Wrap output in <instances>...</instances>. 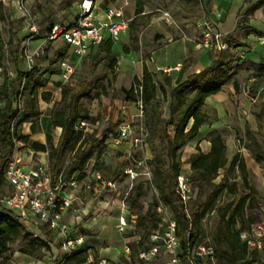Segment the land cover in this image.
Listing matches in <instances>:
<instances>
[{
	"label": "rangeland",
	"instance_id": "rangeland-1",
	"mask_svg": "<svg viewBox=\"0 0 264 264\" xmlns=\"http://www.w3.org/2000/svg\"><path fill=\"white\" fill-rule=\"evenodd\" d=\"M79 1L19 0L20 4L29 11L38 28L39 34L36 38L46 37L54 25L67 26L72 23L77 16ZM211 1L214 6L220 5L225 13L228 11L231 13L244 0H98L100 8L105 9L107 5L112 4V7L122 13L124 19L132 20L131 27L125 35L129 37V49L137 54L140 63L147 65V62L152 63V59L158 62L157 52L164 50L166 64H172V61L177 59L182 66H187L190 61V58L185 56L188 45L198 39V24L203 15H206ZM2 4L4 5L3 2ZM138 7L143 8V13L140 15L136 14ZM5 8L7 18L0 21V32L6 44L4 63L8 69L14 70L10 63L17 61L24 38L23 34L27 32L29 34V30L17 9L13 11L11 5L5 6ZM165 15L168 16L169 22L166 21ZM8 29L12 34L16 33L12 43H8ZM160 29L165 30L168 35L167 39L165 38L163 41L161 40L163 37L156 33ZM18 35L21 39L17 37ZM58 41L63 42L62 39ZM48 44V49L43 54L36 55V58L43 59L48 54L52 69L50 75L59 76L61 71L54 64L61 57L57 55V47L51 43ZM244 59V53L241 52H227L221 55L218 63L226 67V71L231 75V81L238 82L239 92L225 93L220 97L221 100L217 101V106L206 104L203 110L210 117L209 122L203 125L199 135L189 141L180 151L182 162L180 175L189 177L191 162L198 154L196 145L202 152H209L210 143L206 141L205 137L211 130H217L227 146L228 164L219 171L213 185L197 187L191 184V200L187 208V211L191 213L199 202L206 199L214 189V185L222 183L221 192L212 209L203 219L202 228L192 247L195 252L199 248H213L217 264H228L225 256L227 245L224 240V233L228 226L233 233H236L241 226H246L247 230L245 231H248L252 226L264 222V99L262 98L264 66L248 67L249 61ZM101 61L100 67L93 63L91 67H88L87 59L82 58L80 67L75 69L71 79L64 83V87L69 88L74 94V97L71 95L72 97L69 99L72 107L76 103L79 119L89 123L90 131L98 136L96 137L98 142L104 140L97 147V150L103 151L102 155L89 161L86 169L99 172L106 182L116 183V190L101 186L99 191L102 196H111L112 199L118 201L126 197L127 193L128 196L131 194L138 198L145 210L151 209L153 215L149 217V223H145L143 218H139L135 225V232L121 235L116 227L119 217L118 206L113 203L111 206L114 210L113 217L106 222L105 226L79 227L87 241L82 248L83 251L78 252L72 263L92 264V262L97 263L103 258H111L117 264H125L128 262L123 252V242L126 239L131 249L132 264H168L169 257L164 253L148 263L140 262L137 258L138 252L149 245L151 232L160 230L162 224L165 223L164 219H172L170 211L160 198L153 167L150 164L155 152L162 150L160 140L156 138L150 142L148 136L145 135L142 137V144L138 145L133 144L131 139L116 142L120 139L121 128L124 124H130L128 132L130 131L133 138L140 137L139 129L141 124H145V114L144 120L141 122L137 118L136 94L123 92V90L131 89L136 76L127 73L113 76L114 71L109 66L110 61L107 59L104 62ZM140 63L137 65L138 68L141 66ZM165 76L164 72H158L155 80L158 84L157 95L161 103L162 116L167 120L171 103V88L165 85ZM78 97V102H75ZM62 109L61 102L56 112ZM250 150L253 151L254 156ZM255 157L259 159L260 163H257ZM242 160L253 164L251 168L247 166L248 182L256 193H252V207L246 210L243 222L237 219L236 223H227V220H223L221 217L225 206L233 200H238L243 193L250 192L244 186L243 175L238 168L239 162ZM129 170L131 173L126 174L125 172ZM149 171L152 174L151 182L147 181L148 177L145 175ZM139 185H143L142 193L135 189ZM84 193L95 195L93 190L85 189ZM95 203L98 202L95 201L88 208H93ZM160 205L166 207V214L162 215L157 211ZM155 209L156 211H154ZM160 218L162 219L161 223ZM252 218L257 220L252 222ZM241 242H243L242 239ZM13 249L18 250V243L14 244ZM50 253L49 250H45L37 254L49 257ZM259 253L261 261L256 264H264V246ZM89 256H91L92 262H88ZM180 256H182L181 253ZM181 262L186 264L183 259Z\"/></svg>",
	"mask_w": 264,
	"mask_h": 264
},
{
	"label": "trees",
	"instance_id": "trees-1",
	"mask_svg": "<svg viewBox=\"0 0 264 264\" xmlns=\"http://www.w3.org/2000/svg\"><path fill=\"white\" fill-rule=\"evenodd\" d=\"M255 1L246 10L245 13L247 15L252 14L260 8L264 2V0ZM141 13H143V8L138 7L136 14L140 15ZM6 18V8L0 2V21ZM8 33V43H12L16 37V33L12 34L10 29H8ZM28 36L29 34L24 40ZM229 42L231 43L230 39ZM107 45V52L110 53L113 42H108ZM5 46L6 44L0 32V69L4 64ZM24 78L26 80L24 96L26 93L35 95L39 88L45 86L43 78L34 69L26 74L17 73L15 79L5 76L3 82L0 84V102L3 103V106L0 107V190L5 183L4 173L7 157L14 148L10 124L19 114L18 110L14 108V102L19 91V83ZM230 80L231 75L226 71V67L218 62L213 63L212 66L200 73L188 77L184 82H175L176 86L173 85L170 77L165 76V85L171 88V103L169 118L167 120L162 116L161 103L157 95V81L146 65H143L142 78H135L129 91L123 90L125 94H133L136 87L141 88L140 97L144 106L146 136H148L150 142H153L156 138L160 140L162 150L161 152H155L150 164L153 167L160 198L170 211L171 218L177 226L182 254H185L188 248L193 247L197 235L202 228L203 219L212 209L221 192L222 183L214 185V189L208 194L206 199L203 202H199L191 213L187 212L182 200L175 193L176 181L181 173L182 165L180 151L189 141L194 140L199 135L200 128L209 121V116L203 111L205 100L221 92L223 86ZM233 85L235 90L238 91V84L233 82ZM56 86L61 87V84L58 83ZM62 94L63 109L56 112L50 121L51 126L62 128L59 145L54 147L52 137L47 134L45 145L33 142L31 146L35 150L48 152L49 161L55 171H61V164L64 159L69 154H73L71 162L64 168L63 177L68 179L77 174L78 179L83 180L88 162L94 157L99 158L102 155L103 151L97 150V147L104 140L98 142L95 133L83 136L82 132H78L75 129L78 122L83 120L79 119L76 103L72 107L67 102V99L72 96L74 97V94H72L69 88L65 87L62 89ZM78 100L79 97L75 102H78ZM25 121H27V118L20 120L18 125L20 126ZM32 129L34 130L33 126ZM18 139L21 142H29V138L22 135L20 130ZM205 139L210 143V151L204 153L196 145L198 154L191 162L189 179L191 184L197 187L213 185L212 183L217 178L219 171L224 169L228 164L227 146L222 135L215 130L208 133ZM250 152L254 156L253 151L250 150ZM255 159L260 163L258 158L255 157ZM238 168L243 175V184L250 192L243 193L238 200H233L225 206L221 217L223 220L226 219L227 223H236L237 219L243 222L246 210L252 207V193H256L249 185L246 175L247 169L243 160L239 162ZM135 189L139 190V193H142L143 185H139ZM126 202L131 215L136 216L137 220L143 218L145 223H149L148 219L153 215L151 214V209L145 210L138 198L133 197L131 194L127 197ZM256 220V218H252V222ZM159 221L161 223L162 219L160 218ZM164 226L165 223L162 224L161 229L158 231H162ZM245 230H247L246 226H241L238 232L233 233L228 226V229L225 231L224 240L227 245L225 256L228 264L260 263L259 251L250 250L246 243L241 242L240 234ZM49 238L47 237V239ZM17 243V251L37 259H43L44 257V255L37 253L49 250L45 240H31L29 234L17 218L12 213L1 210L0 264H11L13 245Z\"/></svg>",
	"mask_w": 264,
	"mask_h": 264
},
{
	"label": "built area",
	"instance_id": "built-area-1",
	"mask_svg": "<svg viewBox=\"0 0 264 264\" xmlns=\"http://www.w3.org/2000/svg\"><path fill=\"white\" fill-rule=\"evenodd\" d=\"M6 0H0L5 2ZM98 0H80L78 3V12L75 20L67 26L54 25L45 37V43H54L62 39L65 44L69 45L74 54L79 58L85 57L91 48L102 45L105 37L117 42L122 34L130 27L131 20L124 19L120 11L109 12L103 20L97 18ZM18 11L21 13L29 30V36L24 40L21 48L22 56L27 64L28 72L33 69L34 57L37 52L31 50L32 41L38 36L39 31L32 20L29 11L18 4ZM220 14H216V19L204 15L200 23L199 44L202 48L219 53L229 49L227 35L219 29ZM165 19L169 22L168 16ZM264 41V39H261ZM178 65L176 69H179ZM61 71V81L67 83L75 72V67L67 61L59 63ZM169 70L164 71L168 73ZM8 76L11 79L17 77L13 69H8L3 64L0 69V78ZM26 80L22 79L19 83V91L15 98L14 108L19 114L10 124L12 141L14 144L13 151L7 157L5 168V183L0 190V211L12 213L19 223L24 227L29 237L33 241L45 240L52 252V259L55 264H73L78 249L85 243L84 235L78 227L69 226L64 217L70 210L75 212L85 211L95 201L105 202L108 207L116 203L119 209L117 230L121 235H127L129 232H135L137 217L129 213L126 197L121 200H114L111 196H99L90 200L79 196L81 190H93L96 193L99 188H109L116 190V183L106 182L99 172L85 170V178L78 179L77 174L65 179L63 171H55L49 162L36 164L29 167L25 164L21 148L23 143L18 139L19 128L18 119L23 112L24 92ZM135 106L138 111L137 118L144 120V106L141 100V88L136 87ZM3 103L0 102V107ZM42 118L39 120L41 121ZM82 132L83 136L92 133L91 126L86 121H80L76 128ZM130 124H124L121 128L120 139L116 141H125L131 139L135 145L142 144V137L146 135L144 124L140 126V137L133 138L128 132ZM1 155V153H0ZM126 174L131 171L125 172ZM147 181H152L151 172L145 173ZM191 182L189 177L179 175L177 177L175 193L182 200L184 207L188 208L191 200ZM166 207L158 206L157 211L160 214H166ZM188 212V211H187ZM165 226L162 231H153L149 236V245L141 249L137 258L140 262L148 263L155 260L162 253L169 257L168 264H182L183 259L186 264H217V257L213 248H199L195 252L193 248H188L185 254L180 249L181 240L177 234V226L172 219H164ZM241 239L247 244L250 250L261 251L264 246V222L252 226L248 231L241 233ZM47 237H50L47 239ZM123 252L128 260L125 264L131 263V249L128 241L124 240ZM180 253L182 256H180ZM92 264H111L107 259H100L97 263Z\"/></svg>",
	"mask_w": 264,
	"mask_h": 264
},
{
	"label": "crops",
	"instance_id": "crops-1",
	"mask_svg": "<svg viewBox=\"0 0 264 264\" xmlns=\"http://www.w3.org/2000/svg\"><path fill=\"white\" fill-rule=\"evenodd\" d=\"M255 2H256L255 0H251V1L244 0L242 4L237 5L231 13H229V11L225 13V10H223L220 7V5L214 6L213 1H211V3L209 4V9H207L206 16L215 20L216 14L217 13L220 14L221 18L219 20V29L227 35L228 42L229 39L231 41V43L229 42V49L227 51H223L215 54L213 52H210L202 48L199 44L198 39L197 40L195 39L193 40L194 42L188 45V50L186 48L187 52L185 56L190 58V61L188 62L187 66H182L179 60L177 59L173 60L172 64H166L164 62V55H165L164 50H161L157 52L158 62H155V60L152 59V63L147 62L146 65L147 68L154 76H156L158 72H164L166 70H169L168 73L165 74L166 76L172 79L173 85L176 86L175 82L177 81L184 82L188 77L200 73L206 68L212 66L213 63L215 62L217 63L221 55L227 52L244 53L245 56L244 60L249 61V63L247 64L248 67L259 68L262 65L264 66V41L261 40L264 39V2L261 5V7L255 10L252 14L247 15L245 13L246 10ZM18 4H19V0H7L6 2H4L5 6L11 5L13 11L15 9L18 10ZM97 4H98L97 18L99 20H103L109 12L118 11L114 7H112V4L107 5V8L105 9L100 8V3L98 1ZM201 21L202 19L198 24V29H199L198 38L200 36L199 26ZM131 24L132 22L130 23V27ZM128 30L124 34H122L123 36L118 42L112 41L110 37L106 35L105 42L102 45L91 48L89 53L85 57H83L87 59L88 67H91L92 63L94 65L98 64V67H100L102 64L101 60H103L104 62V60L107 59L110 61L109 66L114 71L113 76H115V74L127 73V74L135 75L136 76L135 78L141 79L143 64L139 62L137 58V54L129 49V44H128L129 37L125 35L128 32ZM156 33H158L160 36L163 37L161 39L162 41L165 38L167 39L168 35L165 30L160 29ZM27 35L28 32L23 34L24 38L21 43L20 52L17 61H15V63H10V65L13 66L14 70L17 73H22V74L28 73L27 64L21 53L22 44ZM18 37L19 39H21L19 35ZM44 38L45 37L35 38L31 43V50L33 52H37L38 54L37 56H39L40 53L43 54L44 51L49 47V44L45 43ZM156 38L159 37L156 36ZM108 42H113L110 53L107 52ZM51 44L57 47L56 48L57 55L61 57L60 60L54 64V66H56L59 69V63L62 61H67L69 64L73 65L75 69H78L80 67L79 65L82 58H79L76 54H74L73 49L69 45L65 44V42H59V41ZM236 45L237 47H235ZM127 50L128 52H126ZM181 53L183 52L181 51ZM34 60L35 62L33 69L38 73L39 76H41V78H43L45 86L39 88L35 93V95H29L28 93H26L25 106L22 114L18 119L19 122L23 118H27V121L23 122L20 126L18 125V127L21 134L29 138V142H22L23 146L21 148V153L23 154L24 162L29 167H33L36 164H44L46 162L50 163L48 152L35 150L31 146V143L35 142L45 145L46 136L47 134H49L52 137V143L54 147H57L59 145L62 134V128L53 127L50 125L51 118H53V116L55 115L57 108L59 107V103L62 102L63 105L62 89L64 88V84L61 81V73L59 76L50 75L52 69H51V59L48 58V54L47 56L45 55L43 59L36 58L35 56ZM139 63L141 64L140 68H138L137 66ZM178 65H181V67L175 70L174 68H176ZM3 80L4 78H0V84L3 82ZM233 82H236L238 84L236 80L234 81L230 80L227 84L223 86L221 92H219L216 95L210 96L205 100L204 107L206 106V104L217 106L216 105L217 101L221 100L220 97L222 95H225V93L234 94L235 93L234 91L236 90L234 88ZM58 83L61 84V87L56 86V84ZM236 92H239V84H238V91ZM262 98L264 99V92L262 94ZM67 102L70 103L69 98L67 99ZM40 118H42L41 121L39 120ZM32 126L34 130L32 129ZM211 131H215V130H211ZM72 155L73 154H69L64 159V161L61 164L62 167L61 171H64V168L71 162ZM244 163L245 165L247 164L246 169L247 166L249 168L253 167V164H250L246 160L244 161ZM50 165L52 164L50 163ZM246 175L248 177V170ZM84 192L85 189L81 190L79 196L85 198L87 201L93 198H97L99 196L103 197L101 195V191L99 190L98 192L100 193L95 192L94 196H91L88 193H84ZM95 204L93 208L91 209L88 208L85 211H80V212H75L73 210L68 211L64 217L65 221L69 224V226L78 227V228L80 226H105L106 222L113 217L114 210L112 209V207H108L105 202L98 201V203L96 205ZM84 238H85L84 245H86L87 238L86 236H84ZM84 245L78 249L77 253L75 254V257L78 254V252L82 250ZM106 250L108 251L109 249ZM50 254L51 255L49 257L44 256L43 259H37L32 256L21 254L19 251L13 249L11 255V264H55V262L52 259V252ZM105 259H107L110 263L117 264L116 261L111 260V258L110 259L105 258ZM88 262H92L91 256H89Z\"/></svg>",
	"mask_w": 264,
	"mask_h": 264
}]
</instances>
